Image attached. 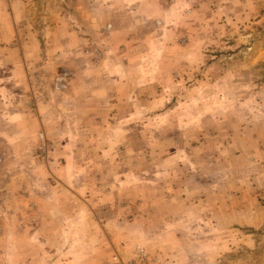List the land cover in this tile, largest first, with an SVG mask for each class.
<instances>
[{"label":"rangeland","instance_id":"374dc122","mask_svg":"<svg viewBox=\"0 0 264 264\" xmlns=\"http://www.w3.org/2000/svg\"><path fill=\"white\" fill-rule=\"evenodd\" d=\"M24 1L27 11L20 14L19 29L12 27V41L24 60L31 56L29 66L24 61L28 112L44 106L45 121L35 145L4 140L9 127L0 122V264H108L116 250L136 245L172 264H264V0H183L182 12L170 16L171 28L157 23L150 49L162 55L156 68L169 75L156 77L160 86L153 99L163 107L154 116L163 118L157 116L171 103L175 115L157 121L154 146L142 136L133 141L137 156L122 150L112 157L96 153L100 144L92 136L56 141L67 131L55 126L50 107L80 100L70 93L71 56L108 57L119 49L113 29L124 30L131 19L119 0ZM150 30L138 27L133 37L145 39ZM57 55L63 59L55 65L50 58ZM64 73L65 89L57 86ZM180 101L200 106V126L180 144L200 154L194 169L178 173L183 181L191 179L194 191H178V177L162 183L151 166L164 158L150 151L173 149L168 140L182 134ZM61 114L65 120V110ZM182 168L175 166L177 172ZM165 183L173 188L167 191ZM178 212L196 219L161 217ZM33 214L41 227L37 237L24 233ZM167 228L182 233L162 237Z\"/></svg>","mask_w":264,"mask_h":264},{"label":"crops","instance_id":"0c3cea01","mask_svg":"<svg viewBox=\"0 0 264 264\" xmlns=\"http://www.w3.org/2000/svg\"><path fill=\"white\" fill-rule=\"evenodd\" d=\"M119 1L123 6L121 8L123 14L131 19V25L127 24L128 26L124 30H120L121 28L116 26L117 29L113 27V33H116L115 35L120 38L119 49H112L114 52H109L108 57L104 56L101 59L71 56L68 65L72 67L73 78L70 83L71 91H69L72 97L80 100L71 99L61 103L60 106L56 103L50 107L54 108L55 114H57L53 118L55 126L57 128L65 126L67 131L66 136L64 133L56 136L54 138L56 141L61 140L68 144L71 139H76V136L81 135V140H91L92 136L100 144L96 153L100 156L109 157L114 156L116 152H122V150H125V153H129L130 156H137L138 150L134 147L133 141L142 136L148 138V141L154 146L157 121H161L167 116L168 121H170L171 115H175L173 112L175 105L171 103L166 105L168 109L164 114L157 116L163 118H159V120L154 116L157 114L156 111L163 107V104H159L161 103L160 100L155 102L153 99L154 92H158L160 86L156 77L160 74L168 76L169 73L156 68L154 62L160 61L162 55L155 54L150 46L155 42L153 30L157 27V23L166 29L171 28L174 22L170 16L175 15L174 17H176L178 13L182 12L180 6L183 2L180 0L177 4L173 0L166 4V0ZM26 11L27 4L24 0H0V26L3 28L1 30L0 27V94L3 95V102L0 98V122L9 127L8 130L5 129L7 132L2 134L4 140H14L19 144L31 140L34 141L33 144L35 145L39 139L38 132L43 121H45L44 106H38L35 109L32 107V111L28 112V108L32 105L25 64L26 67L29 66V57L31 56L27 55L28 59H23L25 55H21L19 43L12 41L14 37L11 32L12 27L19 29L18 26L24 21V19L21 20L24 15L20 14H25ZM123 14L119 19L123 18ZM135 15H139L140 19L132 21V17ZM136 21H139L140 26L136 25ZM143 26L151 29L150 36L140 40L134 39V30H137L138 27L143 28ZM118 50L120 51L118 52ZM81 57H83V53ZM62 59L59 55L51 56L50 62L53 61L56 65L61 63ZM165 60H169V58L166 57ZM176 107L178 110L177 129H181L182 134L179 138L175 137L168 140L173 145V149L162 150L159 154L157 149H152L150 151L151 156L155 157L161 154V157L164 158V164L150 165L155 167L153 173L157 172L156 177L160 174L162 183L172 184L171 179L177 180L178 177L179 182L183 183V185L178 183V191H183L185 186V190L190 191L192 189L194 191L195 186L191 179L183 181L178 173H184L187 168L189 170L194 169L199 164L197 158L200 157V154L196 152L195 148H186L180 144L184 143L187 134H195L200 126V106L192 101L185 103L180 101ZM179 109H183V111H179ZM61 110H65V120L61 119ZM12 126L16 127L17 130L10 131ZM80 127L83 128V132L79 131ZM69 131H73V133ZM51 134L56 135L55 131ZM124 140L128 142L124 144L126 148L122 149L120 143ZM103 143L112 147V151H106L102 146ZM176 144L178 147L175 148ZM113 147L119 148V151L114 150ZM66 149L67 155L73 156L75 154L73 147L68 145ZM175 166L183 168L177 172ZM166 183L165 189L170 191L173 186L166 187ZM167 197L170 198V195ZM178 204L184 203L179 200ZM33 215V221L30 220V216L25 219L28 223H25L24 233H30L37 237L41 227L36 222L38 220L36 214ZM161 217L177 221L196 219L193 213L188 216V213L185 212L165 213ZM31 222H35V224L29 226ZM45 232L49 236L52 234L50 231ZM179 233L182 232L167 228L166 230L162 229L160 234L162 237L166 234L179 237ZM167 262L172 264V261L167 260Z\"/></svg>","mask_w":264,"mask_h":264},{"label":"built area","instance_id":"2783aa9c","mask_svg":"<svg viewBox=\"0 0 264 264\" xmlns=\"http://www.w3.org/2000/svg\"><path fill=\"white\" fill-rule=\"evenodd\" d=\"M68 74L57 78V86L67 88ZM108 264H168L160 254H153L141 245H136L131 251L116 250L110 257Z\"/></svg>","mask_w":264,"mask_h":264}]
</instances>
